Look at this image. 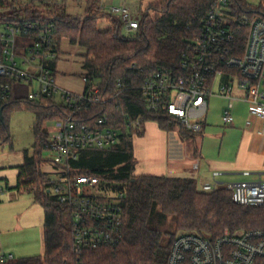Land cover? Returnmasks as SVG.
I'll return each instance as SVG.
<instances>
[{"label": "trees", "instance_id": "1", "mask_svg": "<svg viewBox=\"0 0 264 264\" xmlns=\"http://www.w3.org/2000/svg\"><path fill=\"white\" fill-rule=\"evenodd\" d=\"M144 1V0H143ZM218 0H152L147 11L138 18L139 30L134 36L123 34L122 23L100 10L99 2H89L86 18L69 15L52 0H31L14 10L0 13V24L25 20L47 22L56 19L54 37L57 54L60 43L68 39L84 48L85 93L97 89L105 105L84 104L77 108L58 103L56 98L40 101L11 98L4 107L0 124V146L10 140L7 118L13 110L26 108L35 112V143L33 155L25 153V164L19 167L17 189L32 192L36 202L45 209L44 246L42 256L0 261V264H168V258L178 233L196 234L214 240L226 232L232 234L264 228V206L244 207L232 200L227 188L213 192L198 189L193 179L136 175L134 137L142 136L140 122H156L163 131L180 127L181 135L194 138L179 120L162 112L148 110L140 87L158 69L180 71V61L188 46L201 35L203 24L212 5ZM241 7L246 0H234ZM233 2V5L235 4ZM38 3V4H37ZM8 4V5H9ZM15 7V8H14ZM264 20V6L262 5ZM109 16L113 27L101 31L99 20ZM241 49L246 34L239 37ZM235 55L242 56V53ZM58 58L51 61L56 72ZM121 80L124 92L116 99ZM113 99V100H112ZM75 112L79 119L95 122L108 115L121 130V143L116 149L87 150L76 166L80 172L100 177L103 181L126 185L122 201L124 210L123 238L114 246L91 250L75 247L69 220L70 210L48 192L43 182L44 156L50 149L48 122L61 121ZM9 114V115H8ZM175 219V232L164 234L158 220Z\"/></svg>", "mask_w": 264, "mask_h": 264}, {"label": "built area", "instance_id": "2", "mask_svg": "<svg viewBox=\"0 0 264 264\" xmlns=\"http://www.w3.org/2000/svg\"><path fill=\"white\" fill-rule=\"evenodd\" d=\"M233 2L218 0L212 5L200 37L183 54L179 72L160 68L140 87L149 111L165 112L188 131L198 132L201 124L197 122L207 115L208 100L218 95L230 103L222 116L224 126L235 123L232 105L236 101L248 103L249 113L264 122V20L259 13L264 0H246L248 6L244 7ZM99 8L104 11V6ZM109 12L120 20L125 35L137 33L139 20L128 7L111 6ZM20 20L0 24V124L15 85L35 86L28 96L30 101L56 98L71 108L108 103L98 97L97 89L75 96L56 86L51 69V61L58 58L56 19L43 23L25 20L23 16ZM245 34L246 44L241 49L239 37ZM118 87L113 99L125 90L121 80ZM237 89L245 95H236ZM55 125L57 130L44 156L43 165L49 169L42 167L43 182L48 192L71 212L75 247L94 250L119 244L123 238L126 185L80 172L76 164L84 151L116 149L121 143V130L108 115L93 123L79 119L75 112ZM134 126L141 128L140 122ZM220 175L214 173L213 178ZM227 189L237 205L264 206V182L242 181ZM214 190V184H205L202 189ZM7 191L0 186V194ZM10 259L12 255L0 254L2 262ZM168 264H264V228L226 232L216 240L196 234L180 235L173 243Z\"/></svg>", "mask_w": 264, "mask_h": 264}, {"label": "crops", "instance_id": "3", "mask_svg": "<svg viewBox=\"0 0 264 264\" xmlns=\"http://www.w3.org/2000/svg\"><path fill=\"white\" fill-rule=\"evenodd\" d=\"M91 1L93 0L87 1L85 15L79 14L78 16L86 18V10ZM98 2L102 6L113 5L105 0H98ZM52 3L55 4L57 1L52 0ZM58 7L66 10V7L60 6L59 3ZM65 43H69L71 46ZM72 45L68 39L61 41L58 60L61 58V53L68 49L72 59L67 63L66 60L60 62L57 60L55 70L59 68L63 71L70 64L74 68V64L77 62L82 64L80 76L84 80V85L74 78L65 76L58 78L64 88L82 93L84 89L86 90V81L83 78L86 51L82 48L83 53H80L82 51L79 52L75 47L79 45ZM76 56H79L80 60L76 61L74 59ZM235 94L244 96L245 92L237 89ZM212 98L226 101L228 104L226 109L230 105L228 99L216 95L208 100V112ZM232 112L235 117L233 126L224 128L216 121L211 125L201 124V130L193 132V139L196 137V140L179 133L180 135H176L174 143L169 140V133L172 130L163 131L156 122H147L144 125L145 130H141L142 136L134 137L136 175L167 177V174H172L173 177L169 178L193 179L200 191L205 184H214L215 189H218L227 188L231 184L242 181L264 182V122L249 113L248 103L245 101H236L232 105ZM146 134L148 135L147 140L137 142V137H143ZM171 160H175V162L171 164ZM247 172L250 173V176L244 175ZM214 173L221 175L214 179ZM22 247L21 245L11 246L4 241L0 242L3 254L12 255L13 258L15 252L23 253Z\"/></svg>", "mask_w": 264, "mask_h": 264}, {"label": "rangeland", "instance_id": "4", "mask_svg": "<svg viewBox=\"0 0 264 264\" xmlns=\"http://www.w3.org/2000/svg\"><path fill=\"white\" fill-rule=\"evenodd\" d=\"M43 1L45 2V0ZM56 1L60 6L64 5L66 7L68 14L75 16H78L79 14L83 16L85 15V7L88 0ZM105 1L107 3H113L111 6L115 7H122L125 5L136 15L137 19L145 14L148 4L152 2V0ZM29 2H31V0H0V13L7 14L12 12L14 9L10 4H15V7L16 5L17 7H20V5L25 6V4H28ZM75 2L77 4H74ZM107 5L104 6V12L110 15L109 8L111 6L109 4ZM17 7L16 10H19ZM108 15L99 20V29L101 31H106L113 27V23ZM69 46H71V44H69ZM75 47L79 52L82 51L80 53H83L82 47ZM71 59V54L68 49L61 53V58L58 62L66 60L67 63V61H70ZM74 59L77 61L80 60V57L76 56ZM81 73L82 64L79 62L74 64V68H72L71 64L67 66L66 69L64 68L63 71L58 68L56 73H54L56 86L75 96L84 95L85 89L82 93L68 90L61 85L58 79L59 77L64 76L68 78L70 77L80 81L81 84L84 85V80L80 76ZM32 89H35V86L15 85L14 98L28 99ZM227 105V102L224 100L212 98L208 115L197 123L211 125L216 121L222 124V127L226 128L223 124L222 116ZM9 114V117L7 118V129L10 135V140L0 146V186L8 188L7 192L0 194V242L4 241L11 246H23V253L18 254L15 252L13 254L15 259L42 256L44 255L43 226L45 221V209L40 203L36 202L35 196L32 192L17 189L19 185V167L25 164V153L28 152L29 155H33L34 152V126L37 121V116L35 112L26 108L13 110ZM45 127L49 130L51 136L57 130L55 122H48ZM140 130H145V127H141ZM179 133H181L180 127L177 126L169 133V140L174 143L176 135L179 136ZM137 139V142L140 140H147L148 135L146 134V136L137 137ZM193 140H196V137ZM173 162H175V160H171V164ZM46 169L48 170L49 167L43 165V170ZM171 176L172 174H167V177ZM51 195L54 196L53 194ZM69 223H71L70 220ZM157 224H159L160 231L164 234L175 232V219L172 216L167 217L165 221L158 220ZM177 235L180 236L181 233L179 232ZM0 254H3L1 248Z\"/></svg>", "mask_w": 264, "mask_h": 264}, {"label": "water", "instance_id": "5", "mask_svg": "<svg viewBox=\"0 0 264 264\" xmlns=\"http://www.w3.org/2000/svg\"><path fill=\"white\" fill-rule=\"evenodd\" d=\"M1 121L2 122L4 121V115H3V113H1Z\"/></svg>", "mask_w": 264, "mask_h": 264}]
</instances>
